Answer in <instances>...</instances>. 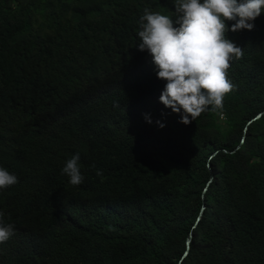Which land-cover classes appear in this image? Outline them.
Listing matches in <instances>:
<instances>
[{
	"label": "trees",
	"instance_id": "trees-1",
	"mask_svg": "<svg viewBox=\"0 0 264 264\" xmlns=\"http://www.w3.org/2000/svg\"><path fill=\"white\" fill-rule=\"evenodd\" d=\"M145 8L176 18L173 0H0V167L18 178L0 264H264V13L226 33L244 55L223 117L185 125L138 49Z\"/></svg>",
	"mask_w": 264,
	"mask_h": 264
},
{
	"label": "clouds",
	"instance_id": "clouds-1",
	"mask_svg": "<svg viewBox=\"0 0 264 264\" xmlns=\"http://www.w3.org/2000/svg\"><path fill=\"white\" fill-rule=\"evenodd\" d=\"M176 18L144 9L139 19L138 49L147 51L157 78L165 81L160 102L189 125L204 112L218 111L223 117L224 97L234 85L228 78L233 60L243 57V49L226 36L229 31L253 30L254 21L264 13V0H173ZM233 22L229 28L228 22ZM146 121L153 123L150 116ZM160 127L165 124L157 120ZM80 155L68 159L62 173L76 186L84 181ZM0 167V189L18 183L16 175ZM97 170V175H102ZM0 212V244L14 234L13 224H5Z\"/></svg>",
	"mask_w": 264,
	"mask_h": 264
},
{
	"label": "water",
	"instance_id": "water-1",
	"mask_svg": "<svg viewBox=\"0 0 264 264\" xmlns=\"http://www.w3.org/2000/svg\"><path fill=\"white\" fill-rule=\"evenodd\" d=\"M263 114H264V112L260 113L257 117H255L254 119H252V120L249 122V124H251V123H253L254 121H256L257 119L261 118ZM238 149H239V147H238ZM229 153H234V151H233V152H229ZM210 171H211V169H210ZM213 180H214V175H213V173H212V171H211V179H210L209 184H210ZM206 190H207V189H205V191H206ZM203 210H205V207L203 208ZM201 216H202V213H201ZM199 220H200V219H199ZM195 226H196V225H195ZM192 240H193V234H190V236H189V238H188V240H187V250H186V252L184 253L183 259L189 254V251H190V245H191V243H192ZM183 259H182V260H183ZM181 262H182V261H181ZM181 262H180L179 264H181Z\"/></svg>",
	"mask_w": 264,
	"mask_h": 264
}]
</instances>
